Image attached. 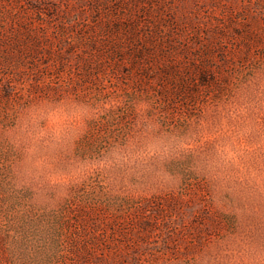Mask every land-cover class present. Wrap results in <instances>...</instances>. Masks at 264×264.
Masks as SVG:
<instances>
[{
  "label": "rangeland",
  "instance_id": "obj_1",
  "mask_svg": "<svg viewBox=\"0 0 264 264\" xmlns=\"http://www.w3.org/2000/svg\"><path fill=\"white\" fill-rule=\"evenodd\" d=\"M0 264H264V0H0Z\"/></svg>",
  "mask_w": 264,
  "mask_h": 264
}]
</instances>
